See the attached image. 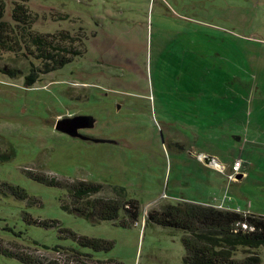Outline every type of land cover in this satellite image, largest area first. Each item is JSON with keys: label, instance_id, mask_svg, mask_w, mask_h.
Returning <instances> with one entry per match:
<instances>
[{"label": "rangeland", "instance_id": "374dc122", "mask_svg": "<svg viewBox=\"0 0 264 264\" xmlns=\"http://www.w3.org/2000/svg\"><path fill=\"white\" fill-rule=\"evenodd\" d=\"M4 1L8 18L14 3L25 4L37 17L35 31H70L83 54L32 88L23 76L0 74V151L14 156L0 163V180L38 200L28 206L0 197L1 240L47 260L58 256L43 246L92 254L58 228L29 226L28 213L113 242L114 249L97 259L185 264V234L146 227L148 211L165 202L215 204L228 188L230 197L242 195L264 216V0ZM5 64L29 73L30 60L21 56L5 55L0 67ZM230 107L239 110V123L231 128L219 127L218 119L206 123L201 115L211 110L220 117ZM80 115L97 121L82 134L120 144L85 142L55 129L59 120ZM178 143L184 150L174 147ZM200 150L216 153L226 167L239 156L248 177L230 183L229 174L205 169ZM26 171L101 184L103 198H117L114 185L125 187L143 216L131 228L93 224L61 208L65 191ZM259 253L264 263V247ZM0 264L23 263L0 255Z\"/></svg>", "mask_w": 264, "mask_h": 264}, {"label": "trees", "instance_id": "16d2710c", "mask_svg": "<svg viewBox=\"0 0 264 264\" xmlns=\"http://www.w3.org/2000/svg\"><path fill=\"white\" fill-rule=\"evenodd\" d=\"M8 15L5 1L0 0V61L9 54L21 56L30 60V69L25 75L22 70L5 64L0 67V74L12 79L23 76L26 88H32L41 80V76L63 69L83 54L75 46L79 38L70 31H35L37 17L25 4L14 3L10 18ZM260 113L262 108L259 109ZM174 147L184 150V146L179 143ZM13 159L14 156L0 151V163H8ZM26 172L39 183L65 191L67 196L60 199L61 208L93 224L109 222L118 227L131 228L143 216L141 203L131 198L125 187L114 185L117 198H103L98 197L103 191L101 184ZM0 197L27 202L28 206L38 201L25 189L1 180ZM159 206L147 212L144 223L146 227L158 226L184 233L185 264H264L259 253L260 248L264 247L263 215L187 201L176 204L165 202ZM24 221L29 226L58 228L65 237L72 238L80 247L91 250L92 254L43 246L58 256L56 260H47L29 253L23 245L0 239V255L3 257L16 259L23 264H120L95 258L96 254H107L114 249L111 241L77 235L61 228L56 220L35 219L28 213H24ZM36 245L39 246L37 242ZM242 251L245 255L239 258Z\"/></svg>", "mask_w": 264, "mask_h": 264}, {"label": "crops", "instance_id": "0c3cea01", "mask_svg": "<svg viewBox=\"0 0 264 264\" xmlns=\"http://www.w3.org/2000/svg\"><path fill=\"white\" fill-rule=\"evenodd\" d=\"M213 114H216V112H213L210 110V111H207L206 113L201 114V115H203V117L206 119V123H208L210 121L213 122V121H216L218 119L217 122H219V127H223V128H231L233 123H236V124L239 123V116H238L239 110L237 107L236 108L230 107L229 110L227 111V113L223 116H220V117H217V115H213ZM252 115H253V113H251L250 117ZM213 124H215V123L213 122ZM209 125L210 124H207V126H209ZM237 137L238 136L235 137L236 140H240ZM197 156H198V159L200 162H202L200 160L201 156H203L204 158L211 156V157L216 158L219 161L218 155L214 152L213 153H207L205 151L200 150ZM238 160H239V156L235 157L233 162L238 161ZM205 165H207V164H205ZM205 165H204L205 169L212 171V169L215 168L218 170L217 172L221 175V177H224V176L227 177L226 174H229V175L232 174V173L230 174V172H231V167H233L234 163L232 164L231 167H226L222 164L218 165V166H209V165L205 166ZM209 167H213V168H209ZM247 171H248L247 163L244 162V167L242 169L243 174H241L242 178L239 179V181L241 180V182H242L243 180H245L248 177ZM235 183H238V181H236ZM228 192L229 191L227 188V190L225 191L223 196L219 195V196L214 197L213 201L215 202V204H212V203H203V204L204 205H211V206H218V208H225V209H231V210H238V208H239L244 213L255 214L256 212H258L257 209H255L254 204L250 205L249 203L242 202L240 200L242 198V195H240L241 198L237 197V196L230 197Z\"/></svg>", "mask_w": 264, "mask_h": 264}, {"label": "water", "instance_id": "95a60500", "mask_svg": "<svg viewBox=\"0 0 264 264\" xmlns=\"http://www.w3.org/2000/svg\"><path fill=\"white\" fill-rule=\"evenodd\" d=\"M96 119L93 116H75L72 118H65L59 120L55 126V129L65 134L73 139H79L85 142H91L96 144L106 143L110 145H119L120 143L113 139H98L86 136L81 133L84 130L94 129L96 126ZM205 163L209 166H218L221 163L214 157L208 156L205 158ZM242 176H239L238 179H241Z\"/></svg>", "mask_w": 264, "mask_h": 264}, {"label": "built area", "instance_id": "2783aa9c", "mask_svg": "<svg viewBox=\"0 0 264 264\" xmlns=\"http://www.w3.org/2000/svg\"><path fill=\"white\" fill-rule=\"evenodd\" d=\"M200 160L203 163H205V158L203 156L200 157ZM242 168H243V161L241 159H239L238 161H235L232 167V174L229 175L230 183L237 180L238 176L242 173Z\"/></svg>", "mask_w": 264, "mask_h": 264}]
</instances>
